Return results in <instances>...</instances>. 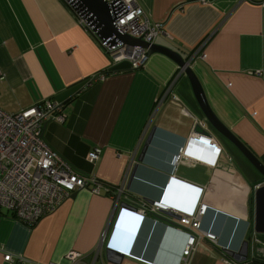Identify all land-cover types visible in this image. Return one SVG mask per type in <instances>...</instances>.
Instances as JSON below:
<instances>
[{
	"label": "crops",
	"instance_id": "obj_1",
	"mask_svg": "<svg viewBox=\"0 0 264 264\" xmlns=\"http://www.w3.org/2000/svg\"><path fill=\"white\" fill-rule=\"evenodd\" d=\"M137 2L159 25L153 43L188 60L213 114L264 167V0ZM80 18L66 0H0V108L63 102L64 122L47 121L44 142L111 190L126 179L121 201L136 210L88 188L32 226L0 209V264H178L187 232L173 215L203 203L200 229L217 239H199L189 264H264V233L254 229L262 173L208 122L172 58L153 52L135 69L113 62ZM153 126L152 146L138 161ZM155 200L170 214L140 213ZM245 241L248 259L238 261L233 252Z\"/></svg>",
	"mask_w": 264,
	"mask_h": 264
},
{
	"label": "built area",
	"instance_id": "obj_2",
	"mask_svg": "<svg viewBox=\"0 0 264 264\" xmlns=\"http://www.w3.org/2000/svg\"><path fill=\"white\" fill-rule=\"evenodd\" d=\"M108 8L117 32L122 35L141 39L147 44L154 42L159 25L151 23L137 0H102ZM264 8V3H262ZM82 23L83 19L80 18ZM114 38V36H112ZM107 55L113 62L128 61L132 69L142 66L147 58L146 48L129 46L117 38L100 40ZM204 58L205 54L200 53ZM1 78V77H0ZM165 95L156 100L151 113L153 118ZM176 100L175 96L171 97ZM170 100V101H171ZM64 103L44 100L17 113H7L0 108V209L9 212L15 219L26 225H34L39 219L54 212L72 193L88 188L98 194L102 189L123 203L126 179L115 185L112 190L105 186L93 174H81L74 170L57 152L44 142L43 126L47 121L64 122ZM193 132L189 137H195ZM188 141V139H187ZM99 150L94 148L87 154L93 163ZM186 153L184 145L170 159L171 173ZM206 205L200 204L191 215L176 214L175 226L187 232L181 259L178 264H189V256L195 250L199 239H207L214 244L216 235L200 229V219L206 212ZM140 213L170 214V209L162 200H155L140 209ZM105 233H102V237ZM74 259V255L69 256ZM4 260L11 261V255L5 254Z\"/></svg>",
	"mask_w": 264,
	"mask_h": 264
},
{
	"label": "water",
	"instance_id": "obj_3",
	"mask_svg": "<svg viewBox=\"0 0 264 264\" xmlns=\"http://www.w3.org/2000/svg\"><path fill=\"white\" fill-rule=\"evenodd\" d=\"M71 9L79 15L84 24L88 29L99 39L106 40L111 38V43L114 42V38L119 39L123 43L129 46H139L146 48L148 54L153 52H160L166 56L172 58L178 67L185 72L189 77L192 87L196 93L197 101L200 108L205 115L208 122L222 135L228 138L234 145H236L256 166V168L262 173L264 177V167L258 162L257 158L251 153L243 143H241L221 122L216 118L211 109L209 108L204 93L202 91L201 85L193 73L192 69L189 67V62L184 57H181L178 53L172 51L163 46L156 45L154 43L147 44L141 39L130 37L128 35H122L115 29L113 25V20L108 13L107 5L102 0H66ZM114 36V38L112 37ZM155 132V127H151L148 135L145 138L143 147L140 151L138 161H142L145 153L148 151L149 147L152 146V138ZM136 169V164L134 165L129 183L131 182L134 172ZM74 193L71 194L73 196ZM256 207L254 211V229L257 233H264V182L261 186L256 187L255 191ZM261 206V207H260ZM120 207L135 211V207L128 205L126 203H120ZM161 218V216L156 215ZM248 246L247 241L244 242L243 249L237 252H233V257L238 261H246L248 259ZM111 250V249H110ZM243 252V253H242Z\"/></svg>",
	"mask_w": 264,
	"mask_h": 264
}]
</instances>
